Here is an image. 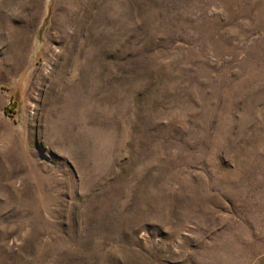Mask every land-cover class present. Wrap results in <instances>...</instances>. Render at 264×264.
I'll use <instances>...</instances> for the list:
<instances>
[{"label": "rangeland", "instance_id": "374dc122", "mask_svg": "<svg viewBox=\"0 0 264 264\" xmlns=\"http://www.w3.org/2000/svg\"><path fill=\"white\" fill-rule=\"evenodd\" d=\"M32 24L0 37V264H264V0H0Z\"/></svg>", "mask_w": 264, "mask_h": 264}, {"label": "crops", "instance_id": "0c3cea01", "mask_svg": "<svg viewBox=\"0 0 264 264\" xmlns=\"http://www.w3.org/2000/svg\"><path fill=\"white\" fill-rule=\"evenodd\" d=\"M36 32H37V25L32 24L28 28H17L16 27H11L7 31L5 35H1L0 37H36Z\"/></svg>", "mask_w": 264, "mask_h": 264}, {"label": "trees", "instance_id": "16d2710c", "mask_svg": "<svg viewBox=\"0 0 264 264\" xmlns=\"http://www.w3.org/2000/svg\"><path fill=\"white\" fill-rule=\"evenodd\" d=\"M16 105V100H11L10 105L5 108V111L8 113L12 111V108Z\"/></svg>", "mask_w": 264, "mask_h": 264}]
</instances>
